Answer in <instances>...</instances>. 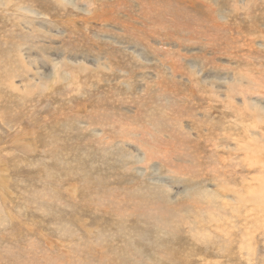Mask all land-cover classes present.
<instances>
[{"label": "rangeland", "instance_id": "374dc122", "mask_svg": "<svg viewBox=\"0 0 264 264\" xmlns=\"http://www.w3.org/2000/svg\"><path fill=\"white\" fill-rule=\"evenodd\" d=\"M0 21V264H179L187 242L184 264H264V0H0ZM103 131L133 158L105 170ZM54 135L99 187L56 184ZM146 187L175 224L146 222Z\"/></svg>", "mask_w": 264, "mask_h": 264}, {"label": "bare ground", "instance_id": "6f19581e", "mask_svg": "<svg viewBox=\"0 0 264 264\" xmlns=\"http://www.w3.org/2000/svg\"><path fill=\"white\" fill-rule=\"evenodd\" d=\"M6 3V2H5ZM8 4V3H7ZM6 6H8V5H6ZM27 7V6H26ZM7 8V7H6ZM8 9V8H7ZM32 9V8H31ZM2 10H4V9H2ZM10 10V9H9ZM18 10V9H17ZM8 11V10H7ZM5 17V16H4ZM4 17H2V18H4ZM1 22V21H0ZM1 27V26H0ZM9 28H10V26H9ZM3 29V28H2ZM9 33V32H8ZM13 34H14V32H13ZM21 35V34H20ZM1 38V37H0ZM4 39V38H3ZM2 39V40H3ZM7 39V38H6ZM20 39V38H19ZM19 39H18V41H19ZM22 39V38H21ZM5 40V39H4ZM3 40V41H4ZM6 42H7V40H6ZM5 42V43H6ZM19 43V42H18ZM17 43V44H18ZM21 43V42H20ZM1 44H4V42L3 43H1ZM7 44V43H6ZM16 44V45H17ZM19 45V44H18ZM11 47V46H10ZM18 47V46H17ZM2 56V55H1ZM85 70V69H84ZM90 71V70H89ZM89 72H87V74H88ZM88 75H90V74H88ZM247 75V73H245V77H247L246 76ZM241 78H243L242 76H240ZM5 78V77H4ZM79 78V77H78ZM242 80V79H241ZM0 81H1V83H5V79H3V81L4 82H2V80L0 79ZM26 82V81H25ZM241 82V81H240ZM239 82V83H240ZM28 83V82H27ZM68 83V82H67ZM25 85H27V84H25ZM30 86V85H29ZM114 86H116V85H114ZM66 87H68L67 85H65V86H62V89L63 90H65L66 89ZM72 87V86H71ZM118 87V86H117ZM116 87V88H117ZM0 88H6V87H4V85L2 84V85H0ZM28 88V87H27ZM99 88V87H98ZM121 88H123V87H121ZM7 89V88H6ZM10 89H11V87H10ZM9 89V90H10ZM8 90V89H7ZM8 90V91H9ZM12 90V89H11ZM15 90V89H14ZM13 91V90H12ZM94 91V90H93ZM92 91V92H93ZM68 92H66V94H67ZM17 94V93H16ZM15 94V95H16ZM65 94V95H66ZM69 94H70V92H69ZM68 94V98L69 99H67L66 101L67 102H73L75 99H72V101L70 100V95ZM19 94H17V97H19L18 96ZM14 96V95H13ZM16 97V98H17ZM58 97H60V96H58ZM63 97H65V96H63ZM62 98V97H61ZM246 98V97H245ZM78 100H80V99H77V100H75L76 102L78 101ZM16 102L18 101V100H15ZM21 101V100H20ZM118 103V102H117ZM25 104V103H24ZM78 107H79V105L78 104H75V108H76V113L78 114L79 112H81V111H79V109H78ZM256 108V107H255ZM257 108H258V105H257ZM5 111V110H4ZM9 111V110H8ZM9 113H11V112H9ZM99 113V112H98ZM6 114V113H5ZM1 115V114H0ZM91 115H93V114H91V113H84V114H82V116H84L86 119V121H87V126H91L92 124H90V122H89V119H91L92 118V116ZM6 116V115H5ZM12 116V115H11ZM63 117V116H62ZM91 117V118H90ZM120 117V116H119ZM109 118V117H108ZM10 119V118H9ZM64 120V119H63ZM13 121V120H12ZM91 121V120H90ZM94 121H96V120H94ZM122 121H123V119H122ZM11 122V121H10ZM55 124L54 125H61L62 123H60L59 121H56V120H54L53 121ZM117 122V121H116ZM9 122H5V124H8ZM48 128L50 129V131L48 132V131H45V132H43V136H45L47 139H50L52 136H53V133H52V131L54 130L53 129V127L52 126H48ZM90 128H87V130H89ZM92 130H95V129H92ZM107 130V129H106ZM255 130V129H254ZM256 131V130H255ZM94 132V131H93ZM97 132H98V130H97ZM208 132V131H207ZM88 133V132H87ZM104 133H108L107 131H103L102 133H101V136H100V138H97V142L100 144V146L98 147V146H96L97 148H96V151H100V152H98L97 154H100V155H105L108 159H106V162H105V164H101V166L102 165H104V169L106 170L107 169V164L106 163H113V161H115V158L114 159H112V157H113V155H115L116 157L117 156H119V155H126L124 158H128L129 160L130 159H132L133 157L131 156V154L130 153H128V154H125V153H119V154H114V153H111V151H109V150H111V149H115L116 147H114V143L116 142V141H119V143H120V141H121V139H122V137H121V133L120 132H117L116 134H115V136L114 137H112L110 134H104ZM262 134V133H261ZM100 135V134H99ZM253 136H256V132H254L253 134H252ZM20 136H22V137H20L21 139V142H24V136L23 135H20ZM70 136H72V140H73V142L75 141V140H77V139H79V138H81L79 135H70ZM97 136V135H96ZM95 136V137H96ZM105 136H108V138H109V141H104L105 139ZM98 137V136H97ZM14 140H16V139H14ZM42 142L44 141V140H41ZM52 141V143H53V145H52V147H47L48 148V150H49V152H47V154H48V157H50L51 159L53 158V163H54V167L55 166H59L60 167V169H57V170H59L58 172L57 171H55L54 172V174L53 175H56V176H50V177H52V179L53 180H55V182H56V184L57 185H63V184H65L66 183V179H69L70 180V182H71V180L74 178V177H76V176H80V178H78V181H81V184H78V185H75L74 183L73 184H71L70 182H68L67 183V190L70 192V191H72L73 189H72V187L74 188V189H76V188H79V187H81V185H83V187L85 188V189H87V190H89V189H92V188H95L96 189V187L98 186L99 187V185L100 184H95L94 183V181L90 178L91 176H93L94 175V173L96 172V171H98L100 168H101V166H96V165H91L90 163H88V160H87V153H88V151H86V150H84V148H83V145H79V147L81 148L80 150H81V152H79V154H80V157L82 158V161H81V163L80 162H78L77 160H74V161H71V159H70V155H68L67 157H66V155H67V153H69V154H71L73 151H72V149H71V147H62L60 144H59V139L56 137V135H54V138L51 140ZM122 141H124L123 139H122ZM127 141V140H126ZM55 143H57L58 144V147L56 148L55 147ZM108 145V146H107ZM22 146V145H21ZM74 146H75V144H74ZM90 147V144L89 143H87V147ZM23 147V146H22ZM102 147V148H101ZM108 147V148H107ZM239 147H241V146H239ZM94 148V147H93ZM93 148H90V149H93ZM107 148V149H106ZM68 150V151H67ZM116 150V149H115ZM126 150V149H125ZM117 151H120V149H117ZM123 150H121L120 152H122ZM67 152V153H66ZM82 152H86L85 154H82ZM124 152V151H123ZM110 153H111V155H110ZM85 155V156H84ZM90 156H91V154H89V160L91 159L90 158ZM110 156H112V157H110ZM83 157H85L84 159H83ZM121 158V157H120ZM134 159L136 160V156L134 157ZM67 160V161H66ZM97 160V159H96ZM99 160V159H98ZM12 161V160H11ZM13 161H14V159H13ZM85 162H86V164H85ZM93 162V161H92ZM101 162H104V160L102 159L101 160ZM251 162H252V160H251ZM95 163V162H94ZM93 163V164H94ZM150 163V162H149ZM63 164L65 165V166H63ZM66 164H68V165H66ZM84 164V165H83ZM116 164V163H115ZM121 164V163H120ZM119 164V165H120ZM98 165H100V164H98ZM63 166V167H62ZM76 166H80L77 170H75V167ZM15 167V166H14ZM57 168V167H56ZM46 169V168H45ZM101 170H102V168H101ZM108 171V170H107ZM46 174H48V172L46 173ZM62 175H64V177H62V178H60L59 176H62ZM4 178V177H3ZM77 178V177H76ZM111 178V177H110ZM125 178V177H124ZM68 180V181H69ZM86 180V181H85ZM120 180V179H119ZM84 181V182H83ZM125 181V180H124ZM73 182H75V181H73ZM102 184H107L108 182H107V180L104 178L103 180H102V182H101ZM59 185V186H60ZM80 185V186H79ZM79 186V187H78ZM154 186V185H153ZM66 187V186H65ZM103 187V186H102ZM149 187V186H148ZM148 187H146V188H143V189H138V188H136L134 191H132V196L134 197V200L136 201V204L137 205H144V204H146V206H149L150 208H148V211H146V213H145V220H146V222L148 221V223L150 222V220H151V216L157 221H159V229L160 230H162L161 228H164V227H166V225H168V223H163V222H165L164 221V217H168V216H174L175 214H173V210L172 209H170V207L168 206V205H165V206H163V201H161L160 200V198H158V200H156V197H155V195H154V192H152L151 190L152 189H149ZM153 188V187H152ZM98 189V188H97ZM81 190V189H80ZM99 190V189H98ZM98 190H96L95 192H97ZM156 190H158V191H160V190H162V189H156ZM76 191H77V189H76ZM76 191H74V192H76ZM85 191V190H84ZM91 191H93V190H91ZM80 193V192H79ZM92 193V192H91ZM88 194V193H87ZM92 194H94V191H93V193ZM92 194H91V196H92ZM128 194V193H127ZM74 195H76V193H74ZM126 195V194H125ZM81 196H83V197H85V195H83V194H81L80 193V197ZM95 196V195H94ZM127 196V195H126ZM78 197V196H77ZM80 197L79 198H77L78 200H76V201H74L73 202V204L70 206V208L71 209H73L75 212H77V207L76 206H74V204L77 202H81L80 201ZM91 198H93V196L91 197ZM72 199V198H71ZM94 199V198H93ZM54 200H57V198H52V199H49V201H50V203H54L55 204V202H54ZM87 199H86V203H87ZM131 201V200H130ZM33 202H35V201H33ZM93 202H94V200H93ZM85 203V204H86ZM206 204L208 203V202H205ZM204 204V203H203ZM51 206H52V204H51ZM65 206H69V205H65ZM208 206V205H207ZM232 206V205H231ZM34 207V206H33ZM87 207L88 208H90L91 209V205L88 203L87 204ZM42 208H44V207H40V211H42ZM136 208V207H135ZM233 208V207H232ZM39 209V208H38ZM79 209V208H78ZM82 209V208H81ZM140 209V208H139ZM142 209V208H141ZM147 209V208H146ZM60 210V209H59ZM124 210H127V209H123V211L121 210V212H124ZM137 212H138V210H136ZM150 211V212H149ZM119 211H117V213H118ZM116 213V214H117ZM131 213V212H130ZM129 213V214H130ZM121 214V213H120ZM262 214V213H261ZM128 215V214H127ZM187 215H189V214H187ZM192 215V214H191ZM220 215H221V213H220ZM125 215L123 214V215H120V217L121 218H123ZM223 216V215H222ZM222 216H215L213 219H215V218H217L218 217V219H217V222H219L220 224H222V225H224V226H227V224H225V223H228V221H227V219H225V218H223ZM225 216V215H224ZM239 216V215H238ZM237 216V217H238ZM127 217V216H126ZM128 218V217H127ZM127 218H125L126 220H127ZM131 217H130V215H129V219H130ZM133 218V217H132ZM192 218H195L193 215H192V217L189 219V226H194V227H197V228H201V226H205V223H204V221H197V220H193ZM264 218V217H263ZM134 219V222H133V224H132V226L133 227H135V225H134V223H135V221L137 220V219H135V218H133ZM192 219V220H191ZM212 219V218H211ZM212 219V220H213ZM254 219V218H253ZM260 219V218H259ZM116 220V219H115ZM118 220V219H117ZM142 220V219H141ZM140 220V221H141ZM153 220V219H152ZM256 220V219H255ZM138 221V223L140 224V221L139 220H137ZM216 221V220H215ZM251 221H252V219H251ZM152 222H154V224H155V221L153 220ZM173 223V224H175V222L173 221V220H170V223ZM249 222V221H248ZM254 222H256V221H254ZM145 223V222H144ZM147 223V224H148ZM169 223V224H170ZM130 224V223H129ZM188 224V223H187ZM228 224H232V223H228ZM244 224V223H243ZM156 225V224H155ZM158 225V224H157ZM171 225V224H170ZM197 225V226H196ZM238 225V224H237ZM240 225H242V224H240ZM240 225H238V226H240ZM130 226V225H129ZM147 225L145 224V226H143V228L141 227L140 229H145L146 230V228H148L149 227V224H148V226L146 227ZM174 225H172L171 227H173ZM151 227V226H150ZM241 228V227H240ZM246 229V228H245ZM64 230H65V228H63V230H61L60 231V234H63V232H64ZM157 230H158V228H157ZM164 230V229H163ZM188 231H192V232H195V230L194 229H192V228H190V229H188ZM158 233H159V231H157ZM157 232H156V234H157ZM178 232L181 234V231L178 229ZM165 233V230H164V232H163V234ZM155 234V235H156ZM160 234V233H159ZM162 234V233H161ZM165 235V234H164ZM160 236V235H159ZM102 237L101 236H98L97 238H96V241L95 242H93V246H99V243H100V239H101ZM160 241L162 242V243H164V244H168L169 243V240H163L162 239V237H160ZM91 240H92V238H91V236H89V238H88V243H90L91 242ZM186 242V241H185ZM219 244V246H221V247H227V244H223V243H218ZM94 247V248H95ZM83 248L84 247H82L81 249L83 250ZM193 247H192V244L191 243H188L187 242V244H186V250L182 253V256L180 257V258H178L177 259V261H178V263L179 264H184V259L185 258H190V257H193V258H199L200 259V254L198 253V252H195V251H193V249H192ZM96 249V248H95ZM227 249H228V247H227ZM206 256V255H205Z\"/></svg>", "mask_w": 264, "mask_h": 264}, {"label": "flooded vegetation", "instance_id": "af4514ba", "mask_svg": "<svg viewBox=\"0 0 264 264\" xmlns=\"http://www.w3.org/2000/svg\"><path fill=\"white\" fill-rule=\"evenodd\" d=\"M175 216V215H174ZM174 216H168L170 218V220L174 217ZM173 220V219H172Z\"/></svg>", "mask_w": 264, "mask_h": 264}]
</instances>
